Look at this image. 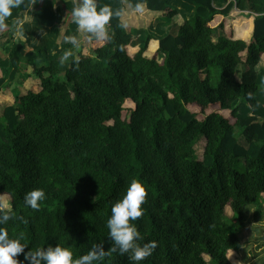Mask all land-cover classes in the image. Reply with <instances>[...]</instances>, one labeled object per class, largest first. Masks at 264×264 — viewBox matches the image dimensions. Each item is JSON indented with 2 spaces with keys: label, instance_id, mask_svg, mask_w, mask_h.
Here are the masks:
<instances>
[{
  "label": "trees",
  "instance_id": "1",
  "mask_svg": "<svg viewBox=\"0 0 264 264\" xmlns=\"http://www.w3.org/2000/svg\"><path fill=\"white\" fill-rule=\"evenodd\" d=\"M224 1L217 7L215 0H98L121 12L109 22L111 40L85 36L78 58L65 67L61 48L39 66L47 47L31 56L11 39L8 59L0 56V95L16 83L22 63L41 86L0 111V214L13 216L0 227L12 238L22 233L26 252L60 244L78 257L95 243L107 250L111 208L137 179L148 195L134 223L141 243L158 242L140 264H235L230 252L242 246L246 208L255 205L259 217L264 207V0ZM32 2L13 10L0 31L23 22ZM124 2L168 19L180 9L192 16L162 37L151 29L125 31ZM235 8L251 18L248 40L236 36L228 19ZM34 22L64 26L62 44L77 28L58 3L35 13ZM4 67L12 69L8 76ZM200 136L206 146L197 160ZM38 188L46 199L33 210L24 197ZM103 264L133 262L117 251Z\"/></svg>",
  "mask_w": 264,
  "mask_h": 264
},
{
  "label": "clouds",
  "instance_id": "2",
  "mask_svg": "<svg viewBox=\"0 0 264 264\" xmlns=\"http://www.w3.org/2000/svg\"><path fill=\"white\" fill-rule=\"evenodd\" d=\"M22 5L27 9L26 0H0V27H4L7 18L13 15V10L20 9ZM137 8L139 9L140 5H137ZM113 15L120 16L121 12L113 13L107 5L98 6V0H79L71 12L72 20L79 31L103 40H111L108 25ZM65 41L73 47H79L74 35L66 36ZM72 57V50H66L60 56L59 62L63 65ZM147 195L144 183L133 179L123 197L113 204L111 215L106 222L111 247L105 250L104 243H95L86 254L78 257L74 256L71 248L60 244L26 252L28 245L22 242L24 239L22 233L12 238L6 228L0 227V264H103L106 256L117 251L121 255L128 254L133 264H140L150 257L158 246L155 240L141 243L143 237L134 223L144 213L142 205ZM45 199V191L38 188L26 193L24 202L31 209L39 210L40 202ZM11 219H13L11 212L0 214V226L6 225ZM21 254L23 260L19 259Z\"/></svg>",
  "mask_w": 264,
  "mask_h": 264
},
{
  "label": "crops",
  "instance_id": "3",
  "mask_svg": "<svg viewBox=\"0 0 264 264\" xmlns=\"http://www.w3.org/2000/svg\"><path fill=\"white\" fill-rule=\"evenodd\" d=\"M57 3L60 4L62 8L63 17L65 19L71 16L72 9L77 6L79 0H33L31 7L28 10H24L23 13V22L15 23L13 21L12 27L9 31L3 32L0 31V56L6 60L9 57V52L11 51V39L16 42H21L25 44L26 49L29 52V55H34V50L37 47H47V53L40 56L37 60L38 65L45 64L49 61L50 58L57 55V47L61 48V53L66 50L71 49L73 52L72 59L78 58V53L80 52L81 45L85 36L92 38V34L79 31L78 28L73 30V35L76 36L79 47H73L70 43L62 44V38L66 31L64 26H50V27H41L34 22L35 13L44 9L47 6H50L54 9L57 6ZM149 14L151 22H149L148 27L150 26L151 31L156 35V37H162L170 32H176L181 21L188 19L192 16V13L184 9H180L179 14L172 19L165 18L163 12L161 11H151L145 5L140 6L138 9H133L127 2H124L123 13L121 20L123 23V28L125 31H129L130 28L142 29L141 24L136 20V15L142 13ZM72 17V16H71ZM140 17V16H139ZM137 17V19L139 18ZM23 23L25 25L23 26ZM175 24V26H174ZM148 29V28H147ZM110 27L108 26V31ZM155 42L156 48L158 47V41ZM8 47L5 49L4 46ZM10 45V46H9ZM69 62V61H68ZM66 62V63H68ZM264 68V66L262 67ZM22 72L17 78L16 83H10L9 87L3 88V92L0 95V111L2 108L8 105H13L15 102V96L17 94H25L27 91H39L41 89L39 77L33 73L32 67L22 63ZM27 69V70H26ZM261 69V68H259ZM11 68H3L4 74H10ZM2 73L0 69V74ZM238 75V74H237ZM63 75H60V78L63 79ZM241 103L243 111H249L248 105L244 101H238ZM264 198V195H263ZM253 210L255 212L256 206H250L248 210ZM264 228V207L263 212L259 217L246 216V226L240 230V236L242 239V246L239 251L234 254L235 261H238L239 264H257L260 260L264 259V232L261 230ZM254 249H252V247ZM233 260V261H234ZM235 263V262H234ZM237 264V263H235Z\"/></svg>",
  "mask_w": 264,
  "mask_h": 264
},
{
  "label": "rangeland",
  "instance_id": "4",
  "mask_svg": "<svg viewBox=\"0 0 264 264\" xmlns=\"http://www.w3.org/2000/svg\"><path fill=\"white\" fill-rule=\"evenodd\" d=\"M215 5L217 7H222V6L225 5V1L224 0H215ZM137 17H139V18L137 19ZM147 17H151V16L149 14L145 15L144 12L142 14L136 15V20H138V22L141 24L142 30H144V31H146L147 28L150 29V26L148 27V25H149L148 23L151 22V20H150V18H147ZM249 18L250 17L245 15V12L242 13L241 10H239L238 8H235L232 11V13L230 14L228 19H229L230 23L234 26L235 34H236L237 37L243 38L245 40L250 39L251 35L248 34V30H247V25H248ZM174 26H175V24H174ZM217 35H218V33L216 32L215 33V37ZM154 44H155V42H152V44H151V46H150V48H149V50L147 52V55L152 56L155 53L157 48H156V46ZM159 57H161V55H159ZM263 66H264V58L260 61L259 68H262ZM63 67H65V65H63ZM239 74H240V71H238V76H239ZM62 75H63L62 77L64 78V74H62ZM242 107L244 108L243 105H242ZM235 134L237 135V137H239V140L241 142H244L243 138L240 136V130L236 129ZM205 146H206V139L204 138V136H200L199 139L197 140L196 144H195V147H194L195 156H196L197 160H202L203 159V153H204ZM1 204L5 208H10V205H11L10 204V198L8 196H3L2 199H1ZM252 206H254V205H252ZM247 208H246V210H247ZM227 214L229 216L232 215V209L229 206L227 207ZM247 215L248 216L250 215L251 218H252L253 215H254V211L249 209L246 212V216ZM261 231L263 233L264 232V228ZM252 249H254V248L252 247ZM230 258L232 260L235 259V256H234L233 252H230ZM206 259L209 260L208 257H206ZM234 262L239 264L238 261L234 260Z\"/></svg>",
  "mask_w": 264,
  "mask_h": 264
}]
</instances>
